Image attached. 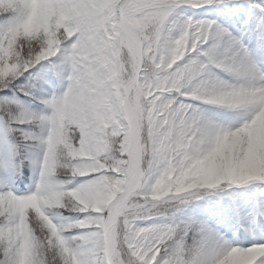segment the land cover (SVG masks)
Masks as SVG:
<instances>
[{
    "label": "snow or ice",
    "instance_id": "1",
    "mask_svg": "<svg viewBox=\"0 0 264 264\" xmlns=\"http://www.w3.org/2000/svg\"><path fill=\"white\" fill-rule=\"evenodd\" d=\"M0 264H264V0H0Z\"/></svg>",
    "mask_w": 264,
    "mask_h": 264
}]
</instances>
